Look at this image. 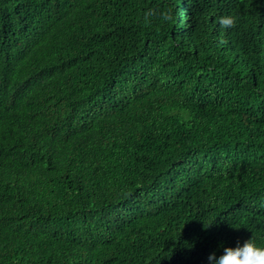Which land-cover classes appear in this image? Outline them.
Masks as SVG:
<instances>
[{"label":"trees","instance_id":"trees-1","mask_svg":"<svg viewBox=\"0 0 264 264\" xmlns=\"http://www.w3.org/2000/svg\"><path fill=\"white\" fill-rule=\"evenodd\" d=\"M252 237L264 0H0V264H208Z\"/></svg>","mask_w":264,"mask_h":264},{"label":"clouds","instance_id":"clouds-1","mask_svg":"<svg viewBox=\"0 0 264 264\" xmlns=\"http://www.w3.org/2000/svg\"><path fill=\"white\" fill-rule=\"evenodd\" d=\"M156 14L148 12L145 19H152ZM165 21L172 19L171 15L163 16ZM225 30L235 27L236 19L232 16H224L219 21ZM208 264H264V242L258 243L253 237L243 245L237 243L236 247L223 249V254L218 258L215 253L208 257Z\"/></svg>","mask_w":264,"mask_h":264}]
</instances>
